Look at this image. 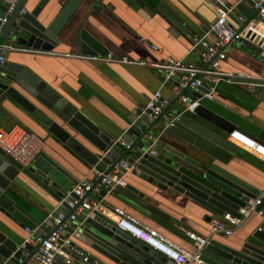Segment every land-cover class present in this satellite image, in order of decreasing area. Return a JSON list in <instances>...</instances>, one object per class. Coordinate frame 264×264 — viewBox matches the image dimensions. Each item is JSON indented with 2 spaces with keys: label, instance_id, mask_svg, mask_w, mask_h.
Instances as JSON below:
<instances>
[{
  "label": "water",
  "instance_id": "1",
  "mask_svg": "<svg viewBox=\"0 0 264 264\" xmlns=\"http://www.w3.org/2000/svg\"><path fill=\"white\" fill-rule=\"evenodd\" d=\"M82 1L66 0L51 16L42 13L39 4L20 11L24 0H16L0 32V44L31 51H55L61 41L60 30ZM4 7L0 0V16ZM181 25L190 29L186 22ZM70 36L71 47L81 54L104 56L107 51L83 24ZM241 46L258 51L246 41ZM5 58L0 63V111L17 108L85 165L107 170L124 160L130 170H119L129 174L127 180L124 177L125 183L114 186L110 192L128 207L164 217L148 199L156 190L188 198L209 213L207 220L222 212L235 214L248 197L260 195L256 209L264 206V187L260 190L248 185L234 173L232 157L236 147L223 136L234 128L223 129L220 118L213 112H204L203 104L197 103L193 108L194 116L181 113L171 126L159 120L147 122L142 108H135L120 135L124 141H130L129 148H124L115 141L117 135L105 130L40 78L30 59L17 57L13 61L7 54ZM75 181L69 170L42 149L29 165L21 166L0 148V213L20 226L34 229L33 235L50 230L51 217L73 196L70 188ZM98 194L103 196L104 190ZM10 233L11 228L0 219V264H19V260L26 264L31 245L10 237ZM58 239L72 262L55 257L51 264H91L81 262L78 256L77 252H84L83 246L114 264H174L118 231L110 220L96 213L88 215L86 209L62 227ZM200 253L204 264H264V228L261 224L230 242L210 235Z\"/></svg>",
  "mask_w": 264,
  "mask_h": 264
},
{
  "label": "crops",
  "instance_id": "2",
  "mask_svg": "<svg viewBox=\"0 0 264 264\" xmlns=\"http://www.w3.org/2000/svg\"><path fill=\"white\" fill-rule=\"evenodd\" d=\"M65 1L24 0L22 9L29 10L39 4L42 13L54 16ZM219 2L233 6L232 15L240 13L249 18L253 14L251 0H83L60 30L61 41L55 51H31L27 48L22 51L13 46L15 48L4 51V60L5 54L13 61L17 57L30 59L37 75L49 86L77 104L105 130L120 136L128 124V117L135 108H143L147 98L156 89L160 90L162 97L172 102L173 108L178 109L179 104L173 102L178 93L176 78L162 84L160 72L152 67L92 58L102 56L99 54H81L69 43L72 31L85 25L105 45V55L111 53L116 58L125 56L132 60L161 62L173 56L198 63L197 50L190 49L191 38L208 30L217 14ZM92 4L98 7L93 8ZM173 16L180 19V22ZM181 22H186L190 29H183ZM228 22L233 24L231 18H228ZM218 69L238 72L242 77L232 83L218 82L217 93L213 98L202 97L198 103L203 104L204 112H213L220 118L223 129L233 127V130L264 146V63L257 60L255 51L233 41L227 47L226 56L220 61ZM198 92L187 91L192 98ZM183 113L194 116L188 110ZM14 124L39 136L43 140L42 151L55 157L76 179L83 175L90 176L88 170L91 165H85L65 152L35 120L14 107L9 111L1 110L0 125L7 129ZM208 126L212 127L210 124ZM223 136L228 140L227 133H223ZM232 144L236 147L232 157L234 173L248 185L262 190L264 160ZM127 174L124 175L126 180ZM151 194L148 199L164 213V217L128 207L111 192L103 196L91 193L89 200L91 203L99 202L97 214L105 219L113 218L111 210L114 206L121 207L186 251H192L193 246L184 230L209 235V213L205 209L181 194H168L160 190ZM0 219L11 228L9 236L22 242L26 235L24 227L1 213ZM261 224L260 216L251 213L230 235H210L222 242L235 241ZM262 226L264 228V224ZM83 250L96 256V264H114L85 246ZM26 264L39 263L28 259Z\"/></svg>",
  "mask_w": 264,
  "mask_h": 264
},
{
  "label": "built area",
  "instance_id": "3",
  "mask_svg": "<svg viewBox=\"0 0 264 264\" xmlns=\"http://www.w3.org/2000/svg\"><path fill=\"white\" fill-rule=\"evenodd\" d=\"M4 10L0 16V32L12 13L16 0H3ZM253 14L245 18L242 14L232 15L233 6L219 2L216 7V16L210 23L208 30L202 35L191 38L190 49H196L199 55L198 63L169 56L161 62H147L144 60H132L125 56L113 57L111 53L104 56H92L93 59L122 62L132 65L152 67L160 72L161 83L176 78L177 95L173 102L179 104L178 109L171 106L172 102L160 94L156 89L146 100L141 109L146 115V121L159 120L165 122V126H171L178 116L184 111H192L202 97L211 98L217 93L218 82L232 83L242 75L238 72H223L218 69L221 60L226 56L227 47L235 41L241 45L246 41L258 48L256 58L264 63V0H251ZM23 9L21 8L20 11ZM232 15V16H231ZM233 20V24L228 22ZM15 48L0 44V63L4 61V51ZM153 48H155L153 46ZM17 50H26L24 47H16ZM87 57V56H86ZM199 90L198 95L190 97L187 91ZM227 139L235 145L255 154L264 160V146L245 134L232 130L227 134ZM118 141L124 148H129L130 141H124L117 136ZM43 140L30 130L14 124L9 128L0 125V148L21 166H27L41 151ZM119 167H126L124 160L117 161L107 170H99L91 166L87 175H83L72 184L70 192L72 197L66 200V206L56 215L51 217L50 230L40 235H33L34 229L24 227L26 235L23 242L31 245L29 258L40 264H51L55 257H62L65 263L72 259L64 254L63 242L59 241L58 235L62 227L73 220L78 212L86 209L88 213L99 211V202L91 203L89 194L96 196L100 190L104 194L111 191L116 185H123L124 172ZM100 198V197H99ZM260 203V195L244 199L243 204L238 206L235 214L222 212L212 215L209 220V235H230L234 229L251 213H256L264 224V208L256 209ZM113 218L111 224L120 232L131 236L148 248L160 253L174 264H204L201 257V249L207 242L208 236L197 234L191 230H184L185 236L192 242L193 250L186 251L165 239L156 229L141 223L135 216L121 207L114 206L111 210ZM81 262L96 264L97 258L89 252H77ZM20 261V260H19Z\"/></svg>",
  "mask_w": 264,
  "mask_h": 264
}]
</instances>
